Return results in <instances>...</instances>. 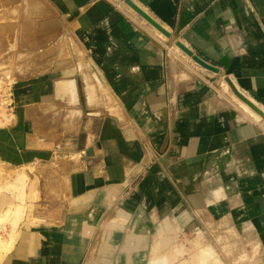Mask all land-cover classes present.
Masks as SVG:
<instances>
[{
  "label": "crops",
  "instance_id": "obj_1",
  "mask_svg": "<svg viewBox=\"0 0 264 264\" xmlns=\"http://www.w3.org/2000/svg\"><path fill=\"white\" fill-rule=\"evenodd\" d=\"M132 1L172 37L123 0H0V77L17 105L0 125V165H54L44 186L59 207L41 219L51 227L118 186L109 210L129 212L127 226L155 219L145 240L186 212L264 243V118L228 84L264 112V0Z\"/></svg>",
  "mask_w": 264,
  "mask_h": 264
},
{
  "label": "bare ground",
  "instance_id": "obj_2",
  "mask_svg": "<svg viewBox=\"0 0 264 264\" xmlns=\"http://www.w3.org/2000/svg\"><path fill=\"white\" fill-rule=\"evenodd\" d=\"M128 8L130 11H132V13H136L135 10L132 9L131 7L128 6ZM162 35L164 36V34ZM175 49L182 54L183 51L178 46ZM80 67L82 73L85 75V73H87V71L91 69V64L87 59L82 58L80 62ZM8 85L9 82L4 81L0 77V96H2V94L7 92ZM85 86H86L87 95L90 98H92L96 92V89L95 86L90 83L89 78H86ZM226 87L228 89L227 85ZM236 99L253 115H255L257 118H260L259 115L253 109H251L249 106L244 104L238 98ZM5 100L6 98L3 99V101ZM3 111L4 109L2 108L1 111L2 114L0 113V125L12 124V120H10L3 113ZM80 114H81L80 112H72L71 116L76 118ZM23 176L26 175L19 173L16 179L11 181L7 187H15L25 184V180ZM121 192H122L121 187L112 186L101 189L81 199L77 204H75L71 208L66 226L63 228L51 227V226L43 228L45 239H42V242L39 241L33 242L31 246L32 250L30 256L26 257V260L19 259L18 264H82L84 260V255L88 247L90 246L92 237L94 236L96 229L100 224L101 218L106 213V211H108V209L112 206L113 201L116 199V197H118L121 194ZM16 200H18L19 203H17L18 201L16 202ZM24 200H26V191H24V193H22L21 191L12 194L5 193V196H0V203L6 202L8 205H10L7 212L11 210V207H15V205L18 206L19 209L22 208V206L24 205L26 207ZM34 200L35 199L33 198V201ZM89 201H93L95 204V207L91 210L88 208L87 205ZM119 212L120 214H118ZM137 212H139L138 209ZM121 213L122 210H116L113 212V214H111L113 216L107 218L104 221L103 225L101 226L102 231L99 235V240H98L99 242L98 244L100 245L99 247L100 250L98 252H95V254L91 255L88 264H111V260L104 255L106 254V252H104L103 250L107 246V243H109L112 239L111 232L113 234H116V238L114 240L115 246L113 247V249L120 250L121 247L118 249L117 247L119 246L120 242L124 237V234L122 233L123 229H126L127 231L126 233L127 237L125 238L126 245L124 244V246H122L123 247L122 256L126 255V260H125L126 263L124 262V264H135L137 263L136 261H138L139 256L140 257L144 256V252L141 251V247L144 246L146 248L145 238L141 237L140 235L144 234L143 236L146 235L148 236V234L151 232L150 230L152 225L154 224L155 219L150 220L149 216H146L147 215L146 214L145 215L146 225L142 227L138 223L139 220L141 219L140 218L141 216H138L137 222H136V218H137L136 216L135 222L138 224H135L134 226L133 224L127 226L125 222L128 220L127 217L130 213L129 212L128 214L125 213L121 214ZM1 214L3 213L0 212V215ZM119 215H121L122 218H119ZM194 225H196L195 220H193V218H191V216H189L186 212H183L174 221L172 222L169 221L166 225H163L159 230L155 231L153 244L150 250L151 264H163L162 261L163 254L164 255L169 254L167 253L166 244H164L165 242H163L164 239L172 240L171 244H174V248L177 249L179 253H182L183 249L181 244L178 243V238L180 237L184 229H186L187 227H194ZM110 228H112L111 231ZM219 229L217 228V230ZM215 233H218L217 235L218 238L224 237L222 238L223 246L228 251L229 254L235 252L231 248L237 249L238 247H240V245H242L241 241L228 239L230 238L229 236L225 238L226 232L219 230L216 231ZM244 236H245L244 238L245 241L251 243L254 242L255 244H258L257 242L258 240L256 239V236L251 231H247L244 234ZM143 239L144 242L142 246H140L139 243H141ZM186 239L190 240V243L194 244V241L192 242L191 238L186 237ZM202 242H203L202 238L199 237V240L195 242L196 244H194V248L196 249L199 247H203L204 244H200V245L198 244ZM121 245L123 244L121 243ZM206 253L209 255H213L210 249ZM208 260H211V258H208ZM117 264H123V261L121 262L120 260L117 262Z\"/></svg>",
  "mask_w": 264,
  "mask_h": 264
},
{
  "label": "rangeland",
  "instance_id": "obj_3",
  "mask_svg": "<svg viewBox=\"0 0 264 264\" xmlns=\"http://www.w3.org/2000/svg\"><path fill=\"white\" fill-rule=\"evenodd\" d=\"M157 33L162 37L165 36L158 31ZM171 44H173L175 48L177 47L174 39L171 40ZM182 55H186L187 57L185 52H182ZM3 112L6 115L8 110L5 108ZM53 166L48 165L37 168L16 169L14 167L0 165V196H5V193L12 194L20 191L24 193V191H26V200H24L26 207L22 204L24 206L19 209L18 206L15 205V207H11V210L7 212L10 205L6 202L0 203V212L3 213L0 215V217H3L0 219V264H18L19 259L26 260V257H29L31 254L32 243L38 241L42 242V239H45L43 228L48 227L49 223L47 220L40 221V219L46 218L49 210L56 208L58 203L53 199V196L47 192V188L44 186V182H46ZM19 173L26 175L23 176L25 184L15 187H7L11 181L16 179ZM33 198L35 199L34 201ZM50 200L52 201L50 202ZM17 201L18 200H16V202ZM17 203H19V201ZM115 206L116 202L101 218V221L103 222H100L98 225L96 232L92 237L90 246L84 255L82 264H88L91 255L100 250L98 240L102 231L101 226L107 218L113 216L111 215L112 211L114 212L122 208ZM57 207H59V205H57ZM123 212L124 211H122L121 214H123ZM118 214H120V212ZM62 217L66 219V217H68V211L65 210L62 213ZM119 218H122V216L119 215ZM162 226L163 225H161V227ZM156 227L161 228L159 224L156 225ZM214 227L215 225L209 226L208 230H206L202 225L197 224L194 225V227H187L184 229L178 238V243L181 244L183 249L182 253H179L177 249L174 248V244H171L172 240L164 239L163 242H165L164 244H166L167 253L169 254H163V264L164 262L165 264H264V243L259 240L257 241L258 244L247 242L244 239L245 236L243 235V232L241 233L239 229H228L227 227L226 230L223 231L226 232L225 238L229 236L230 238L228 239L242 242V245L237 249L231 248L235 252L229 254L223 246L222 238L224 237L218 238V233L215 232L219 230ZM111 230L112 228H110V231ZM122 233L124 234V237L117 247V249L121 247L120 250L113 249L115 246L114 240L116 234H113L112 232V239L107 243V246L103 250L106 252L104 255L111 260V264H117L120 260L121 262L123 261V264L124 262L126 263V255L122 256V246H124V244L126 245L125 238L127 237V231H123ZM186 237L191 238L192 242L194 241V244H196L195 242L201 237L203 242L198 244H204V246L195 249L194 244L190 243V240H187ZM143 242L144 239L139 245L142 246ZM121 243L123 245H121ZM145 244L146 248L142 246L141 251L146 252V254L143 257L139 256V259L135 264H151L150 250L153 244L152 234L150 235L149 240H145ZM208 248L213 255L206 253L209 251ZM208 258H211V260H208Z\"/></svg>",
  "mask_w": 264,
  "mask_h": 264
},
{
  "label": "water",
  "instance_id": "obj_4",
  "mask_svg": "<svg viewBox=\"0 0 264 264\" xmlns=\"http://www.w3.org/2000/svg\"><path fill=\"white\" fill-rule=\"evenodd\" d=\"M128 6H130L132 9L135 10L141 17H143L148 23H150L153 27H155L158 31H160L162 34H164L166 37L171 38V33L163 27L157 20H155L151 15H149L146 11H144L139 5H137L132 0H123ZM176 45L185 52L191 59L202 66L205 69L211 70V71H218L217 68H215L213 65L207 63L203 59H201L199 56L193 53L191 49H189L187 46H185L182 42L178 41L176 42ZM228 84L230 85L231 89L244 104L249 106L251 109H253L258 115L264 118V112L250 99H248L245 95H243L240 91L237 90V88L228 81Z\"/></svg>",
  "mask_w": 264,
  "mask_h": 264
},
{
  "label": "built area",
  "instance_id": "obj_5",
  "mask_svg": "<svg viewBox=\"0 0 264 264\" xmlns=\"http://www.w3.org/2000/svg\"><path fill=\"white\" fill-rule=\"evenodd\" d=\"M4 98H6L5 101H3ZM2 108L3 109L6 108L8 110V113L6 114V116L10 120H12V124H13L15 117L17 116V105H16V102L14 99V94L12 92V89L9 87H8L7 92L2 94V96H0V113L1 114H2V112H1Z\"/></svg>",
  "mask_w": 264,
  "mask_h": 264
}]
</instances>
